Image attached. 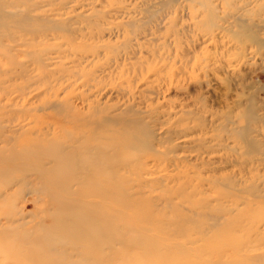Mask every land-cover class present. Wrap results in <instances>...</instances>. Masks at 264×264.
<instances>
[{"label":"rangeland","instance_id":"obj_1","mask_svg":"<svg viewBox=\"0 0 264 264\" xmlns=\"http://www.w3.org/2000/svg\"><path fill=\"white\" fill-rule=\"evenodd\" d=\"M250 2L232 13L243 0H0V135L14 138L0 147L100 140L135 168L109 175L124 190L89 174L108 187L93 196L113 204L72 208L101 225L114 250L97 256L109 264H264L246 256L264 255V0ZM250 104L263 120L248 122ZM151 138L158 154L140 148ZM31 186L0 197V222L15 205L14 226H25L0 234V264H59L71 251L46 234L62 211ZM17 235L55 253L29 243L25 254Z\"/></svg>","mask_w":264,"mask_h":264},{"label":"bare ground","instance_id":"obj_2","mask_svg":"<svg viewBox=\"0 0 264 264\" xmlns=\"http://www.w3.org/2000/svg\"><path fill=\"white\" fill-rule=\"evenodd\" d=\"M243 3H242L243 5L237 4L234 7H231L232 9L230 8L231 10L229 12L234 13L235 11H233V10L246 9L250 5L251 2H250V0H243ZM207 7L211 8L212 14H215L214 11L217 8L216 5L214 7L211 5L207 6ZM209 11H210V9H209ZM235 23H237V24L239 23L238 25L243 27L242 25H244L243 23H245V21L239 22V17H237L235 20ZM56 26H58V24L53 25L52 27H56ZM248 27H251V26L248 25ZM34 29H38V28H34ZM40 30L41 29H39L37 31H31V32H33L32 34H35L36 32H38ZM235 34L239 37H242L238 33H235ZM247 36H249L252 39H255L256 34L250 32L249 34H247ZM13 39H16V36H14ZM251 101H253V100H251ZM242 113H244V115L247 117L248 122H249V120H251L252 123L259 122V120H261L263 118L262 116H259L257 114L255 106L253 104H250L249 108L247 106L244 110H242ZM248 129L249 128L244 127L242 129V134L243 135L248 134L249 133ZM2 135L3 136L0 135V142L4 141V143H8L12 139H14L12 137L13 135L12 136H9V134H8V136H6L4 134H2ZM129 138L133 139V141L129 140L128 141L129 144H123V145L120 144V147L129 148L130 145L136 143V141L138 140L137 139L138 137H136L134 135L129 137ZM51 139L52 138H45V139H42L40 141L32 142L35 145H39V149L38 148L35 149V150L38 149V151H36V152H31L32 149L30 150V152L27 151V149H29L30 147L33 148L32 145H26V146L23 145L25 147L21 146V149H14V148L12 149L11 147L7 148V146H3L4 144L1 145L3 147H0V183H1L0 184V197H3L2 199H5V200L10 198V196H12L16 193V190H17V188H15L16 186L18 187V191L19 190L21 191V189L26 187V186L28 187L29 184L32 185L31 187H34L35 189H39L38 187H44V190H46V193L48 194V192H49V194H50V196H49L50 201L48 202V204L49 205H51V204L56 205L58 207L59 211H62L63 216L65 217V218H62L61 220H59L57 222V224L54 225V227L48 229L47 230L48 233H46L47 236H50V237L53 236L55 240L56 239L59 240L60 238H62L63 240H59V241H64V242H67L70 244V246L67 248V249L70 248V250H71L67 253L68 257L62 256L61 254H58L62 257H65V259H61L62 257H60V259H59V258H57L59 256H56L54 254L57 261L59 262V264H63V263L64 264H78V263L82 264L81 261L84 258H87L89 260V264H92V263L93 264H109L110 263L109 257L108 258H105V257L107 256V253H109V251L112 250L111 249L112 244L109 240L107 241L105 238L101 237L98 234L99 231L101 230V225L100 224H94L93 222H89V218L83 212H81V211H84V209L82 208V205L85 204V201H88L90 203H93L96 201H101V202H109L110 204H113V202L110 199L105 198V197H97L98 199H96V197L93 196L94 193H97L98 195L103 196L105 194V191L108 189L107 184H106L107 182L109 184L113 185L115 188H120L122 190L127 189V185H125L123 183V181L125 179L123 181H119V179H121L122 176L118 175L119 176L118 180L116 178L118 176H116L115 177L116 180L114 178L115 181H113L111 178H109L112 176H109V175H113V173H119V172H121V170H132L133 171L135 168L132 166V163L128 159L129 158L128 156L125 158V155H124L123 158H125V160L123 158H118V156L115 155L116 154L115 153V146L112 145L114 147H108L110 144V143L108 144V142L106 143V146H105L104 145L105 142L104 143L100 142V140H98V139L97 140L99 142H93L92 140L85 139L84 141H77V140L73 141L72 140L67 144H55V142H54V143H52V145H49L51 142ZM247 142H250V141L247 140ZM248 144H250V143H248ZM94 145L98 148L93 150L92 152H90L89 149H92L94 147ZM141 145H142V143H141ZM109 148H110V150H109ZM140 148L142 151H147V152L151 151L152 155H153V151H155L158 154V149L155 147V138H151V140L146 141L142 147L140 146ZM6 150L8 153L3 154L4 152H6ZM137 151H139V153H140L139 149ZM119 152H117V154H119ZM147 152H145V154ZM120 155H122V153ZM120 155H119V157H120ZM128 155H132V152H130V154H128ZM137 155H140V154H137ZM147 155L148 154H146V156ZM115 156L118 158L117 161H114V160H116ZM138 159H140V158H138ZM138 159H137V161H138ZM133 160H134V158H133ZM89 174H96L95 175L96 179H98L100 181L105 180L107 182L104 181V182L99 183V184L91 183L90 179L88 178ZM116 181H118V182H116ZM76 184L77 185H79V184L85 185V187L83 186L84 188L82 186H78V187H82L83 188L82 190H85L87 193L86 195L88 196L86 200L83 198L82 202H79L75 198L76 192L78 190H80V189H77L78 187L76 188V186H75ZM130 186L132 187V185H130ZM59 191H62V193H60L61 195L57 196V193H59ZM39 193H40V191H39ZM43 196H44V194H43ZM114 206H115V204H114ZM22 207H24V206L21 205V209L19 211L23 214V218H22V220H23L25 217V215H24L25 212L23 211ZM74 207H76L75 209L81 207V211L77 212L78 214L71 216V213L74 211V209H72V208H74ZM10 209L8 208L7 210H10ZM16 209H17V207L14 205L12 207V209L10 211H8L9 213L6 214L7 220H5L6 221L5 225H3L2 222H0V227H2V228H0V234L1 233H13V232H15L16 229H18L21 226L20 222H19V224L14 226V223H16L15 222L16 218H14L13 215L16 214V212H15ZM4 213H6V211ZM204 213H205V211H204ZM113 214H108L106 216V218L107 219L110 218ZM120 215H122V214H120ZM189 215H190V212H189ZM189 215H188V217H189ZM114 217H116V216H114ZM191 218H192V216L189 219H191ZM193 218H195V217H193ZM3 222H4V220H3ZM81 224L83 226L80 227V230L75 228V227L80 226ZM190 224H194V223L190 222ZM26 226H27V224H26ZM21 227H25V226H21ZM109 229H110L109 233H113L112 230L114 229V227H109ZM72 230H75L76 232H74V234H73ZM94 234H96V235L92 236ZM33 235H31V236H33ZM21 236L17 235V236H15V238H17V240L22 244L21 247L24 249L23 250L24 253H25V249L28 250L31 247V246H29V243H32L33 245L37 243V245L39 244L40 247L43 248V250H46L50 253H55L52 249H54L56 247H53V246L50 247L49 243L46 241V239L41 238L40 235L34 236V237H32V239H30L31 237L30 238H27V237L24 238V235L21 238ZM160 236L163 237V235H158L157 237L159 238ZM108 237H109V234H108ZM0 238L4 242L2 245L7 244V239L3 238L1 235H0ZM116 238L122 239L121 235H118L117 233L114 234V239H116ZM163 239H164V237H163ZM116 243H117V241H116ZM175 243H174V245H175ZM153 247L155 248L156 245H154ZM38 248H39V246H38ZM60 248H62V247H60ZM60 248H58V249H60ZM142 248H144L145 251H147L149 248L152 249V247H149V246H143ZM13 250H15L13 252L15 254H17L16 249L14 248ZM97 250L98 251L99 250L100 251H106L107 252L105 254L106 256L105 255L97 256V253H98ZM159 251H160V249H159ZM35 252H36L37 257H38L39 252L37 250ZM9 253H10V251H9ZM95 253H96V256H95ZM32 254L34 255V252ZM49 254L47 256L50 257ZM29 255H31V254L29 253ZM41 255H40V257H41ZM43 255H45V254H43ZM12 256L13 255H11V257ZM120 256H121V254H120ZM120 256L118 259H120ZM246 256L249 257L248 259H253V260H257V259L263 260L264 259L263 254L255 255V256L254 255H246ZM13 258H15V257H13ZM20 261H21V259H20ZM47 261H48V258H47ZM50 264H58V263H56V262L53 263V261H51ZM86 264H88V263H86Z\"/></svg>","mask_w":264,"mask_h":264}]
</instances>
